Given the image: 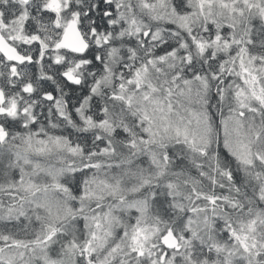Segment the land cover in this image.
<instances>
[{"label": "snow or ice", "instance_id": "snow-or-ice-1", "mask_svg": "<svg viewBox=\"0 0 264 264\" xmlns=\"http://www.w3.org/2000/svg\"><path fill=\"white\" fill-rule=\"evenodd\" d=\"M0 264H264V0H0Z\"/></svg>", "mask_w": 264, "mask_h": 264}]
</instances>
